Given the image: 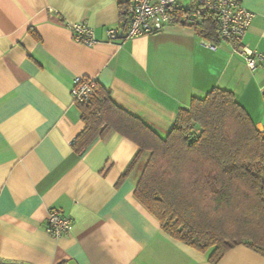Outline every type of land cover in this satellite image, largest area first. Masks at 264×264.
Wrapping results in <instances>:
<instances>
[{
  "label": "crops",
  "instance_id": "0c3cea01",
  "mask_svg": "<svg viewBox=\"0 0 264 264\" xmlns=\"http://www.w3.org/2000/svg\"><path fill=\"white\" fill-rule=\"evenodd\" d=\"M123 0H0V261L8 264H264L238 244L213 263L166 232L135 195L144 168L122 174L139 151L111 130L81 153L73 147L85 122L71 93L74 79L96 77L113 101L162 135L181 107L214 87L234 92L264 130V64L251 69L229 42L210 47L188 22L110 40ZM193 0H181L189 8ZM253 12L244 36L264 53V0H243ZM86 22L98 42L74 39ZM59 209L72 218L60 236L47 230Z\"/></svg>",
  "mask_w": 264,
  "mask_h": 264
},
{
  "label": "trees",
  "instance_id": "16d2710c",
  "mask_svg": "<svg viewBox=\"0 0 264 264\" xmlns=\"http://www.w3.org/2000/svg\"><path fill=\"white\" fill-rule=\"evenodd\" d=\"M119 6L124 21L127 2ZM188 11L180 7L174 20L188 22L206 40L220 39L212 13L188 20ZM78 106L85 127L73 141L76 152L111 130L132 138L139 151L121 179L150 152L135 195L166 232L209 251L213 263L238 244L264 255V130L233 91L214 87L203 97L194 96L188 108L179 109L166 135L100 87L92 101Z\"/></svg>",
  "mask_w": 264,
  "mask_h": 264
},
{
  "label": "built area",
  "instance_id": "2783aa9c",
  "mask_svg": "<svg viewBox=\"0 0 264 264\" xmlns=\"http://www.w3.org/2000/svg\"><path fill=\"white\" fill-rule=\"evenodd\" d=\"M127 16L120 27H109L106 34L110 40L127 39L150 34L164 29L174 21L175 11L180 9L181 0H125ZM212 13L217 19L219 38L231 44L234 52L245 57L247 65L255 69L264 64V53L248 48L244 36L251 23L253 12L243 0H193L190 11L185 13L188 20L201 19ZM74 39L87 45L98 42L95 31L86 22L69 25ZM216 48L215 42L206 41ZM99 90L96 77L81 75L74 79L71 93L76 103H89ZM47 230L53 236H60L72 227V218L59 209H53L48 217Z\"/></svg>",
  "mask_w": 264,
  "mask_h": 264
},
{
  "label": "rangeland",
  "instance_id": "374dc122",
  "mask_svg": "<svg viewBox=\"0 0 264 264\" xmlns=\"http://www.w3.org/2000/svg\"><path fill=\"white\" fill-rule=\"evenodd\" d=\"M172 127H173V126H172ZM149 155H150V152H149V151H146V152L144 153V155L140 158V160L138 161V163H139V165H140L141 167H143V166L145 165V163L147 162V159H148ZM138 163H137V164H138Z\"/></svg>",
  "mask_w": 264,
  "mask_h": 264
},
{
  "label": "water",
  "instance_id": "95a60500",
  "mask_svg": "<svg viewBox=\"0 0 264 264\" xmlns=\"http://www.w3.org/2000/svg\"><path fill=\"white\" fill-rule=\"evenodd\" d=\"M0 264H8L7 262L0 261Z\"/></svg>",
  "mask_w": 264,
  "mask_h": 264
}]
</instances>
